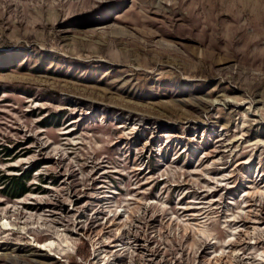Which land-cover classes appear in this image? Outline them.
<instances>
[{
  "label": "rangeland",
  "instance_id": "rangeland-1",
  "mask_svg": "<svg viewBox=\"0 0 264 264\" xmlns=\"http://www.w3.org/2000/svg\"><path fill=\"white\" fill-rule=\"evenodd\" d=\"M86 1L0 0V264H264V0ZM133 9L197 72L113 60Z\"/></svg>",
  "mask_w": 264,
  "mask_h": 264
},
{
  "label": "bare ground",
  "instance_id": "bare-ground-1",
  "mask_svg": "<svg viewBox=\"0 0 264 264\" xmlns=\"http://www.w3.org/2000/svg\"><path fill=\"white\" fill-rule=\"evenodd\" d=\"M95 1L97 0H87L85 2V5L91 6L92 4H95ZM138 1L140 0H135L134 6L137 5ZM152 2H154V0H149L147 3L151 4ZM132 13L134 15V20H125V17H122L116 20V25L104 28L105 31H110L111 36L118 37L122 40L124 39L121 44L114 46L119 48L120 52L119 54L112 53V55H110L112 58H114L113 60L131 64L133 62L131 60L133 56L139 57L144 55V59L140 58L143 63L142 68L143 66L150 67L154 64H159L160 70H163L166 69L169 65L171 66L177 64L183 74L191 75L197 72V67H199L205 60V52H202V54H200L198 48H193L191 46H185V53L180 52L178 49L179 46H177L178 44L175 45L173 43V45L171 42L165 40L167 34L163 33L162 29L157 30L156 32H151L148 36H146V39L144 41L141 38L130 39L128 37L130 31H132L133 28L136 29V26L146 24L147 21L140 12H136L133 9ZM182 21L188 22L189 19L183 18ZM191 28L192 33L196 32V35L198 34L199 38H207L208 36V38H211L208 40H212V42L220 39L214 33L215 30L213 29V27L210 25L206 26V23L202 20V18H196L195 21L193 19ZM209 32H211V34H209ZM105 39L108 40L109 38L105 37ZM192 40L202 45V41H199V39L192 38ZM225 44L226 48H221V50L219 51L222 56H208L211 59V61L209 62H211L213 69L224 66V64L219 63L222 61H226V59L232 57L233 55V50L236 42H234L233 39H229L225 41ZM219 57H222L223 60H219ZM221 71H224L223 67ZM4 262H6V264H25V260H23L22 258H12L11 256L5 258Z\"/></svg>",
  "mask_w": 264,
  "mask_h": 264
},
{
  "label": "trees",
  "instance_id": "trees-1",
  "mask_svg": "<svg viewBox=\"0 0 264 264\" xmlns=\"http://www.w3.org/2000/svg\"><path fill=\"white\" fill-rule=\"evenodd\" d=\"M31 172L25 175L11 176V177H1L0 184L7 188L5 194L12 198H18L29 192L27 187V182L31 180Z\"/></svg>",
  "mask_w": 264,
  "mask_h": 264
}]
</instances>
